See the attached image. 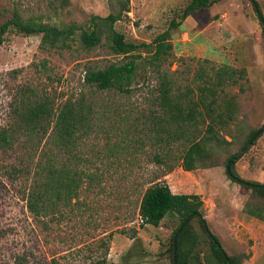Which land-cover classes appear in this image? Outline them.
<instances>
[{"label": "rangeland", "instance_id": "rangeland-1", "mask_svg": "<svg viewBox=\"0 0 264 264\" xmlns=\"http://www.w3.org/2000/svg\"><path fill=\"white\" fill-rule=\"evenodd\" d=\"M48 1L0 0V26L14 12L58 25H84L93 14L107 15L115 4L114 0H69L67 7L55 11ZM190 1L129 0V11L114 26L127 41L150 43L172 20L181 21L182 9ZM254 1L263 24L251 0H219L192 14L194 27L172 28L171 54L160 67L173 78L174 89L182 91L202 59L243 70L237 84L224 87L238 108L229 127L235 139L226 136L233 142L216 153L219 165L187 171L176 159L182 147H175L164 164L155 162L160 149L153 143L150 127L160 114L155 104L159 78L153 67H144L129 93L111 89L96 96L104 103L102 128L73 151L77 159L86 161L74 163L82 176L78 196L60 213L44 217L47 228L32 216L23 199L28 183L24 164L31 166L33 156L53 147L47 142L52 120L45 125L46 134L40 128L38 133L20 135L12 148L0 147V264H170L164 250L177 218L168 215L153 227L142 225L138 213L146 182L158 176L173 193L200 196L203 217L227 252L244 255L243 260L248 259L244 264H264V222L244 212L251 190L228 178L225 163L248 131L264 124V0ZM3 37L0 127L10 126L11 111L21 101L32 105L47 99L54 113L64 99L85 88L88 66L123 60L105 45L83 49L73 41L69 49L55 52L40 48L41 34L10 28ZM248 149L236 162V172L244 181L264 184V130ZM53 151L59 160L67 156L63 148ZM169 165L172 170L161 176ZM199 248L207 249L205 240Z\"/></svg>", "mask_w": 264, "mask_h": 264}, {"label": "trees", "instance_id": "trees-1", "mask_svg": "<svg viewBox=\"0 0 264 264\" xmlns=\"http://www.w3.org/2000/svg\"><path fill=\"white\" fill-rule=\"evenodd\" d=\"M217 1L219 0H191L182 9L181 21L172 20L168 28L157 34L150 43L127 41L124 34L114 26L123 14L129 11V0H114L111 12L105 16L93 14L84 25L75 22H62L58 25L33 17L22 18L19 13L14 12L13 16L0 26V43L4 40V34L12 28L18 33L41 34L40 48L44 50L61 52L69 49L71 42L77 41L83 49L105 45L112 54L123 59L102 67L88 66L84 74L85 90L75 97L64 99L54 113L51 106H48L47 99L37 100L32 105L29 100L21 101L11 111L10 126L0 127V147L7 149L12 148L14 141L22 134L38 133L40 128L44 130L42 135L46 134L48 129L45 125L52 120L47 142L53 147L47 151L43 149L40 155L33 156L29 161L31 166L24 164L27 165L25 172L28 183L23 189V199L28 211L36 220L43 222L48 214L55 216L77 198L82 176L81 170L74 167V163L86 161L77 159L73 151L85 137L96 136L97 131L102 128L99 120L104 103L97 99L99 94L111 89L129 93L138 71L147 66L153 67L159 78L155 90V104L160 109V114L153 117L150 127L153 143L160 149V152L154 155L155 162L164 164L166 158L173 154L175 147H182V152L176 159L181 161L182 168L187 171L219 165L218 159H215L216 153L233 142L226 136L235 139L229 127L238 108L235 97L227 94L224 87L237 84L244 76L243 70L228 64L214 65L208 59H202L200 62L198 59L200 67L182 91L174 89L171 75L160 69L162 61L168 60L171 54L170 30L178 27L187 16ZM253 1L251 0L252 4ZM69 2L49 0L48 4L58 11L67 7ZM254 10L260 20L262 16L258 5ZM197 122L203 127L200 128ZM258 129L248 131L244 142L238 147L239 150ZM260 135L261 133L250 145L256 143ZM59 147L63 148L67 155L63 160H59L53 151V148ZM248 147L230 161V172L239 179L241 178L236 172V162L249 151ZM233 153L226 156L225 163ZM172 168L173 165H169L161 176ZM234 177L228 175L233 182L251 190L250 198L243 206L244 212L264 222V184L253 181L250 183L256 186H247L239 183ZM159 178L160 176L146 182L149 185L141 193L138 213L142 225L153 227H158L161 220L168 215L177 218L167 236L168 244L164 250L169 263L172 264V237L180 223L193 214L177 234L176 264H241L245 256L227 252L218 236L210 231L203 217V201L200 196L173 193L168 183L163 179L158 180ZM194 220L199 229L194 225ZM44 225L47 228V223ZM206 225L211 236L205 230ZM204 240L207 249L201 250L199 245Z\"/></svg>", "mask_w": 264, "mask_h": 264}, {"label": "water", "instance_id": "water-1", "mask_svg": "<svg viewBox=\"0 0 264 264\" xmlns=\"http://www.w3.org/2000/svg\"><path fill=\"white\" fill-rule=\"evenodd\" d=\"M253 5L255 8H257V5L255 3V1H253ZM261 23L263 24V18L260 19ZM264 27V25H263ZM264 130V126L260 127L252 136L251 138L249 139V141L246 143V145L241 148L240 150L238 151H235L232 156L230 157V159L227 161L226 163V171L228 173L229 176H232L234 177L231 172H230V161L231 159L238 155V154H241L244 152V150L250 145L251 141H253V139H255L262 131ZM234 179H236L239 183L241 184H244V185H247V186H256V184H253V183H250V182H247V181H244V180H241L237 177H234ZM193 216V214L187 216L179 225V227L176 229L173 237H172V264H176V256H175V253H176V237H177V234L179 233L180 229L188 222V220ZM205 230L206 232L208 233V235L211 236V232L209 231L207 225L205 226Z\"/></svg>", "mask_w": 264, "mask_h": 264}, {"label": "crops", "instance_id": "crops-1", "mask_svg": "<svg viewBox=\"0 0 264 264\" xmlns=\"http://www.w3.org/2000/svg\"><path fill=\"white\" fill-rule=\"evenodd\" d=\"M195 18L192 15L187 16L177 28H182V27H194L195 26ZM201 31H199L198 33H200ZM114 243V242H113ZM248 261V259H245L242 261L241 264H244V262ZM139 264H143L142 262Z\"/></svg>", "mask_w": 264, "mask_h": 264}, {"label": "built area", "instance_id": "built-area-1", "mask_svg": "<svg viewBox=\"0 0 264 264\" xmlns=\"http://www.w3.org/2000/svg\"><path fill=\"white\" fill-rule=\"evenodd\" d=\"M127 13V12H126Z\"/></svg>", "mask_w": 264, "mask_h": 264}]
</instances>
